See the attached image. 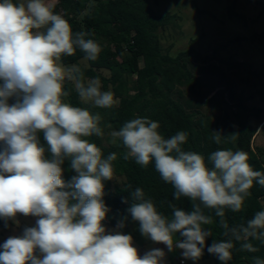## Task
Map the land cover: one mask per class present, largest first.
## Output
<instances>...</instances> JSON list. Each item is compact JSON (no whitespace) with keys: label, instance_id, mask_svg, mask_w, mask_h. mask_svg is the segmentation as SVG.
<instances>
[{"label":"clouds","instance_id":"obj_1","mask_svg":"<svg viewBox=\"0 0 264 264\" xmlns=\"http://www.w3.org/2000/svg\"><path fill=\"white\" fill-rule=\"evenodd\" d=\"M91 35L74 34L70 23L45 0H0V219L7 226L18 214L37 217L35 226L0 244V264H165L167 253L176 249L181 264H197L205 249L228 264L234 241L242 242L241 250L257 252L250 240L264 244V211L256 212L246 225L230 227L224 217L225 208L242 209L254 181L264 187V172L253 170L246 152L219 149L208 157L210 169L204 156L182 149L187 132L165 138L159 123L146 117L125 122L111 136L122 141L125 160L134 158L143 167L154 160L162 180L175 189L174 198L187 197L191 210L169 204L172 216L166 217L136 188L128 215L114 229H106L110 209L103 200L104 181L112 180L117 155L104 158L86 139L103 135L101 116L65 102L69 93L63 82L73 80L79 97L96 107L112 108L116 101L111 91L101 90L98 77L85 82L78 66L66 69L58 63L77 48L86 60L95 61L101 46L86 38ZM12 97L16 99L10 105ZM238 135L218 130L212 139L217 144L222 139L234 142ZM65 160L76 173L68 181L63 179ZM122 202L129 204L128 198ZM203 209L215 210L228 239L206 244L212 233L204 226L213 218ZM129 215L145 239L164 247L141 255L133 236L121 231ZM253 260L264 264L259 257Z\"/></svg>","mask_w":264,"mask_h":264},{"label":"trees","instance_id":"obj_2","mask_svg":"<svg viewBox=\"0 0 264 264\" xmlns=\"http://www.w3.org/2000/svg\"><path fill=\"white\" fill-rule=\"evenodd\" d=\"M48 1L54 13L60 14L70 23L74 34L90 32L92 35L86 38L94 39L101 46L98 58L95 61L87 60L88 66L81 64L85 53L78 48L74 55L62 56L60 62L68 68L78 66L85 82L98 77L101 90L111 91L116 101L112 108H99L91 102L82 101L72 85H63L69 93L67 99L72 106L86 108L101 116L99 126L103 135H93L86 139L101 149L104 158L110 153L117 155L113 161V174L123 177V184L112 189L111 180L104 181L103 200L110 209L105 221L108 220L110 226L115 227L120 218L128 215L126 210L134 202L131 193L136 188L142 189L145 199H150L158 212L166 217L172 216L169 204L185 211L191 210L192 202L187 197L182 196L179 200L174 198L175 189L162 180L155 169L154 160L143 167L134 158H123L126 149L119 138L111 136V132L118 131L125 122L136 117L157 121L159 131L165 138L179 131L187 132V142L182 145V149L204 156L210 169L213 166L208 157L219 149L246 152L253 170L264 172V163L253 147L259 126L262 124L264 127V123L250 122V117H258L261 110L252 113L255 109L248 106L249 97L235 86L236 79L244 81L259 77L264 69L254 71L250 64L239 62L234 56L223 57L220 54L242 38L236 37L217 46L210 56L202 55L195 48L197 40H192L186 50L173 56L164 50L162 32L175 23L176 15L157 13L148 0ZM248 1L261 4L264 10V3ZM15 2L20 3L18 0ZM237 3L238 0H233L229 16L244 21L236 12ZM192 7L201 13L195 0H192ZM263 40L264 28L250 37L252 42ZM102 71H109L110 76L104 75ZM243 74H246V79ZM15 99L9 98L8 103H15ZM215 111L219 114L216 115ZM218 130H222L223 135H239L234 142L222 139L217 144L212 134ZM39 137L41 143L46 145L42 133ZM62 168L65 181L76 175L70 168V161L65 160ZM249 191L251 195L245 199L240 211L233 212L225 208L224 219L230 227L246 225L256 212L264 211V187L254 181ZM124 198H128L129 204L122 202ZM203 210L213 218L211 225L204 226L212 233L206 239V244L211 245L214 239H228L223 235L224 229L219 225L220 218L215 215V210ZM121 231L131 234L137 243L145 245L139 223L133 221L130 215ZM250 242L258 251L241 250L242 242L234 241L232 259L228 264H254V257L264 259V244L255 240ZM204 254L213 259L214 264H221L213 255L208 254L207 249Z\"/></svg>","mask_w":264,"mask_h":264},{"label":"rangeland","instance_id":"obj_3","mask_svg":"<svg viewBox=\"0 0 264 264\" xmlns=\"http://www.w3.org/2000/svg\"><path fill=\"white\" fill-rule=\"evenodd\" d=\"M18 1L27 3V0ZM148 1L157 13L176 15L175 23L162 32V45L164 50L171 55L174 56L178 52L186 50L192 40H197L195 48L202 55L210 56L217 46L227 43L230 39L240 37L242 40L228 46L220 54L223 57L234 56L237 61L250 64L254 71L260 72L264 69V40L262 42L250 41V37L254 33H260L264 28V10L261 4L250 3L248 0H238L236 12L243 17L244 21H241L229 16V7L233 0H195L201 13L192 7V0ZM256 1L264 3V0ZM45 2L49 4L48 0H45ZM58 63L66 69L68 68L60 61ZM81 64L88 66V61L82 59ZM102 73L110 76L109 71H102ZM243 77L246 79V74H243ZM235 83L236 89L243 91L249 97L248 106L255 109L252 113H255L257 109L261 110L258 117L255 115L250 117V122L254 124L264 123V72L259 77H252L248 80L236 79ZM66 84L75 87V83L71 79L66 78L63 85ZM64 100L69 103L67 97H64ZM211 109L213 110V108ZM218 114L216 112V115ZM253 147L264 163V127L262 124L259 126L257 135L253 140ZM123 181V177L113 174L112 189L121 186ZM36 219L37 217H25L18 214L15 220L7 221V226H5V221L0 219V244L10 236L22 235L25 227L35 226ZM107 221H104L106 229H114L115 227L110 226ZM142 238L145 245H141L133 239L134 246L137 247L141 255L152 247H164L162 244H153L143 236ZM180 262L181 257L178 249L172 253H167L165 264H181ZM185 264H193V262L185 260ZM197 264H214V261L203 254Z\"/></svg>","mask_w":264,"mask_h":264},{"label":"built area","instance_id":"obj_4","mask_svg":"<svg viewBox=\"0 0 264 264\" xmlns=\"http://www.w3.org/2000/svg\"><path fill=\"white\" fill-rule=\"evenodd\" d=\"M181 263V262H180ZM183 264H185V261L183 262Z\"/></svg>","mask_w":264,"mask_h":264}]
</instances>
